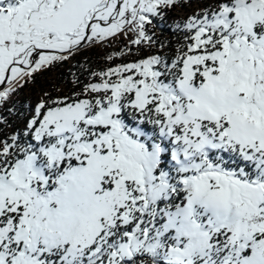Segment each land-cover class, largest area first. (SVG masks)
Segmentation results:
<instances>
[{"label":"snow or ice","instance_id":"snow-or-ice-1","mask_svg":"<svg viewBox=\"0 0 264 264\" xmlns=\"http://www.w3.org/2000/svg\"><path fill=\"white\" fill-rule=\"evenodd\" d=\"M0 264H264V0H0Z\"/></svg>","mask_w":264,"mask_h":264}]
</instances>
